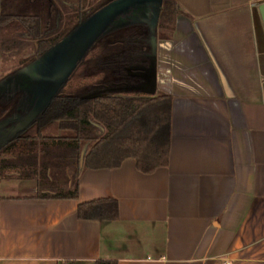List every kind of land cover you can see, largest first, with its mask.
I'll return each instance as SVG.
<instances>
[{
    "label": "crops",
    "instance_id": "crops-1",
    "mask_svg": "<svg viewBox=\"0 0 264 264\" xmlns=\"http://www.w3.org/2000/svg\"><path fill=\"white\" fill-rule=\"evenodd\" d=\"M176 1L174 34L127 86L172 96L169 164L83 168L77 198H40L38 176L0 173V264H264V0ZM157 6L92 28L150 27ZM31 112L0 123V144ZM46 175L63 187L69 173ZM104 197L118 199V219L79 218L80 203Z\"/></svg>",
    "mask_w": 264,
    "mask_h": 264
},
{
    "label": "trees",
    "instance_id": "trees-1",
    "mask_svg": "<svg viewBox=\"0 0 264 264\" xmlns=\"http://www.w3.org/2000/svg\"><path fill=\"white\" fill-rule=\"evenodd\" d=\"M89 1L98 2L92 5ZM111 1L0 0V33L5 37L26 34L35 42L33 55L23 61L30 65ZM183 13L176 0H162L156 40L161 31L166 39L171 38L177 18ZM153 39L145 23H131L101 36L44 113L0 144V173L16 171L23 177L38 176L39 185L46 186L39 188L40 198H77L83 168H115L129 157L145 173L167 166L172 96L127 89L137 80L128 69L149 66ZM99 91L105 93L97 95ZM27 97L24 90L1 95L0 123L24 114ZM48 128L55 131L46 132ZM49 168L69 173L63 187L60 180L46 175ZM77 211L82 219L116 220L120 216L119 201L114 197L82 202ZM94 264L118 262L99 259Z\"/></svg>",
    "mask_w": 264,
    "mask_h": 264
},
{
    "label": "water",
    "instance_id": "water-1",
    "mask_svg": "<svg viewBox=\"0 0 264 264\" xmlns=\"http://www.w3.org/2000/svg\"><path fill=\"white\" fill-rule=\"evenodd\" d=\"M155 3L158 5V8L155 13L152 14L153 20L149 23L152 33L154 34L152 44V49H154L162 0H116L93 14L87 21L82 23L74 32H72L69 37L52 48L42 58L21 69L16 75L23 74V76L26 77L25 79H28V82L31 85V92H25L29 96L32 95L31 98L27 97V103L30 104L32 112L21 119V123L23 124L19 130L13 131L15 135L28 127L38 116L44 113L53 98L59 93L63 85L76 69L78 62L80 63L83 60L87 47L91 46L94 42H97V40L103 35V33H100V29L92 28L93 26L101 25L104 21H107L108 16L115 13H128L132 9L138 12L145 11L148 5H155ZM259 13L264 26V2L259 6ZM16 75H12L10 78ZM57 90L58 92L55 93ZM137 91L151 94L149 90ZM3 93L4 92L0 91V96ZM13 134L11 135V138L15 136ZM7 141L8 139L3 143ZM84 153L85 149L81 155V165H83Z\"/></svg>",
    "mask_w": 264,
    "mask_h": 264
},
{
    "label": "rangeland",
    "instance_id": "rangeland-1",
    "mask_svg": "<svg viewBox=\"0 0 264 264\" xmlns=\"http://www.w3.org/2000/svg\"><path fill=\"white\" fill-rule=\"evenodd\" d=\"M97 2L94 1L90 3L96 5ZM165 36L166 34L161 31L158 40L165 39ZM35 46V42L26 34L5 37L0 33V91L4 92L3 94H11L13 91L16 92L18 90L31 92V85L23 74L13 76L12 78L9 77L3 81L2 79L15 70L23 69L28 66L27 64L24 65L23 61L24 59L28 60L31 58L35 51ZM57 92L58 90L55 93ZM96 94L102 95V92L99 91ZM30 97H32V95H30ZM13 135H15V133ZM29 191L31 192V190H26L27 193Z\"/></svg>",
    "mask_w": 264,
    "mask_h": 264
},
{
    "label": "built area",
    "instance_id": "built-area-1",
    "mask_svg": "<svg viewBox=\"0 0 264 264\" xmlns=\"http://www.w3.org/2000/svg\"><path fill=\"white\" fill-rule=\"evenodd\" d=\"M225 264H229V262H226Z\"/></svg>",
    "mask_w": 264,
    "mask_h": 264
},
{
    "label": "flooded vegetation",
    "instance_id": "flooded-vegetation-1",
    "mask_svg": "<svg viewBox=\"0 0 264 264\" xmlns=\"http://www.w3.org/2000/svg\"><path fill=\"white\" fill-rule=\"evenodd\" d=\"M6 94V93H5ZM2 95H4V94H2Z\"/></svg>",
    "mask_w": 264,
    "mask_h": 264
}]
</instances>
